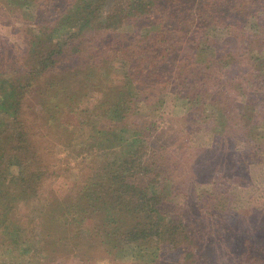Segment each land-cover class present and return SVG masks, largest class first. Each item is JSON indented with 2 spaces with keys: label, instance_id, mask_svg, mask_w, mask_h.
<instances>
[{
  "label": "trees",
  "instance_id": "16d2710c",
  "mask_svg": "<svg viewBox=\"0 0 264 264\" xmlns=\"http://www.w3.org/2000/svg\"><path fill=\"white\" fill-rule=\"evenodd\" d=\"M0 24L20 45L0 49V264H264V198L224 172L264 165V0H0ZM175 123L237 148L189 144ZM76 159L77 187L45 192Z\"/></svg>",
  "mask_w": 264,
  "mask_h": 264
},
{
  "label": "rangeland",
  "instance_id": "374dc122",
  "mask_svg": "<svg viewBox=\"0 0 264 264\" xmlns=\"http://www.w3.org/2000/svg\"><path fill=\"white\" fill-rule=\"evenodd\" d=\"M214 34L217 36V42L216 47L219 49H225V50H231L235 48V43L233 39L228 38L227 30L220 29V30H214ZM0 36L2 37V40L0 39V49H4V54L6 56L13 55L16 52V47L19 48V42L15 41V30L12 25H1L0 24ZM194 52L193 45L190 43H185L183 47L182 56L186 54H192ZM244 66L241 64H233L232 66L225 67L224 69H221L218 75L225 77V76H233L236 73H241V69ZM214 90V89H213ZM239 106H242V102H238ZM10 117H6L4 120L8 121ZM167 120V119H166ZM164 121L163 125L170 124L169 121ZM173 124V123H172ZM179 130L184 131L185 133L189 134V141L187 143L189 144H196V145H206V146H215L219 147L227 152L234 151L235 148H237V140L234 138V136L227 134L226 136H219V135H213L210 132H207L206 134H202L199 130V127H193L190 124L184 125V124H174ZM41 129H33V132L36 134ZM195 130V131H194ZM4 142V141H3ZM0 138V144L3 143ZM4 144V143H3ZM51 149L56 150V146L52 145ZM64 152L60 153L59 156H64ZM77 160V161H76ZM73 160L70 164H67L66 162H57V168L63 169L58 174L53 175H47L44 177L43 182V190L45 192L49 191L50 189L58 190L59 194H62L65 196L70 192L71 189L74 187H77V185L80 183L81 178L77 175V168L75 167V163L79 160L76 159ZM185 164H189L187 160H183ZM71 165V166H69ZM261 167H264V165H257L253 168L254 174L258 175V180H256L252 174H250V169L248 166L243 164H237V163H230L227 162V167H225L224 172L226 171L227 175L232 176L233 182L235 183V186L237 185L238 190L241 194L249 195L251 192H255V197L263 196L264 198V172L263 174L259 172V169ZM66 168V170H65ZM188 171L185 172L183 175L184 180L187 178L186 174ZM184 173V172H183ZM187 184H183L185 188L186 194L181 197V201L185 202L189 206H196L197 205V198L196 193L194 190V187L190 185V183L186 182ZM24 213V210L22 211ZM238 212L232 211L228 214V220L230 223L236 222ZM243 226L250 227L249 224H246L243 222ZM162 247L160 249V255L161 257L170 262H176L179 261V258L181 256V250L182 245L179 242L174 241H164L161 243ZM64 260L58 261L57 264H84V262H81L78 257L75 256V254H65ZM98 264H111L109 260L106 259H99Z\"/></svg>",
  "mask_w": 264,
  "mask_h": 264
}]
</instances>
